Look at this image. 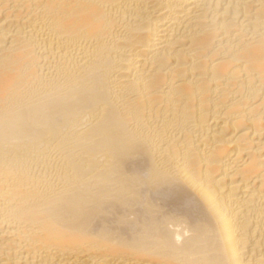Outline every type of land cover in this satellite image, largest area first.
I'll return each instance as SVG.
<instances>
[{"label": "bare ground", "instance_id": "obj_1", "mask_svg": "<svg viewBox=\"0 0 264 264\" xmlns=\"http://www.w3.org/2000/svg\"><path fill=\"white\" fill-rule=\"evenodd\" d=\"M0 264H264V0H0Z\"/></svg>", "mask_w": 264, "mask_h": 264}]
</instances>
